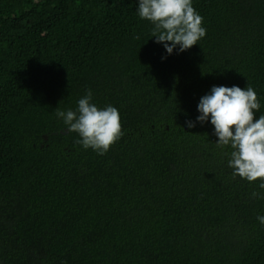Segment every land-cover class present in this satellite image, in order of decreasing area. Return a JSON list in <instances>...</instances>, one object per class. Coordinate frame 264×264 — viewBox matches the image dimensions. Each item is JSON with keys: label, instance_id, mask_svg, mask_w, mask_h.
Listing matches in <instances>:
<instances>
[{"label": "trees", "instance_id": "trees-1", "mask_svg": "<svg viewBox=\"0 0 264 264\" xmlns=\"http://www.w3.org/2000/svg\"><path fill=\"white\" fill-rule=\"evenodd\" d=\"M192 6L205 36L167 55L136 0H0V264H264V190L185 126L212 85L264 114V0ZM85 89L119 111L103 155L54 114Z\"/></svg>", "mask_w": 264, "mask_h": 264}, {"label": "clouds", "instance_id": "clouds-1", "mask_svg": "<svg viewBox=\"0 0 264 264\" xmlns=\"http://www.w3.org/2000/svg\"><path fill=\"white\" fill-rule=\"evenodd\" d=\"M135 12L152 24L151 37L167 55L174 49L179 54L198 45L206 34L203 18L193 8L192 0H136ZM260 106L251 86L241 89L236 85H212L196 104L195 121L186 120L185 126L209 123L216 138L214 144L231 148L226 153L231 175L249 183L256 181L257 188L264 190V114L254 119ZM54 114L62 121L65 132L77 134L74 143L98 155L107 152L123 135L118 109L111 104L98 107L92 102L90 89L77 99L74 110L57 109ZM250 197L264 198L256 191ZM256 220L264 225V215H257Z\"/></svg>", "mask_w": 264, "mask_h": 264}]
</instances>
